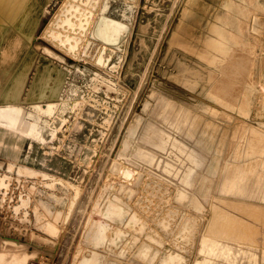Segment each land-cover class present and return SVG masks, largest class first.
<instances>
[{
  "label": "rangeland",
  "instance_id": "obj_1",
  "mask_svg": "<svg viewBox=\"0 0 264 264\" xmlns=\"http://www.w3.org/2000/svg\"><path fill=\"white\" fill-rule=\"evenodd\" d=\"M61 1L45 3L29 55L36 62L42 59L52 75L62 72L59 95L69 102L53 117H42L55 125L53 133L34 137L0 126V252L5 244L18 245L0 258V264H14L24 257L25 264H82L89 257L96 264H164L172 254L179 258L170 264H261L262 235L243 247L247 251L243 255L235 242L216 241L213 248L228 249L222 256L203 244L202 235L211 203L222 206L220 200H226L264 210V166L249 151L264 145V0H232L234 14L226 12L224 0H202L201 9L209 13L202 11L194 31L201 38L196 42L214 36L208 30L212 23H225L230 59L240 61V69L228 68L230 59L209 64L180 47H167L184 0H99L92 7L95 17L101 13L129 24L114 42L88 32L83 35L88 22H80L82 14L69 17L73 26L65 21L71 27L56 23L57 30L47 35ZM83 1L91 5L88 0L78 3L84 5ZM79 35L83 40L78 44ZM183 64L191 67L185 72L190 74L188 82L176 76ZM226 73L233 75L235 84L241 83L238 91L212 94V85ZM165 96L173 97L171 108L165 106ZM35 101L36 97L27 98L23 106L34 112ZM179 120L185 122L179 129L170 125ZM135 122L134 133L127 135ZM159 130L172 137L161 147L155 144ZM126 136L129 144L123 147ZM177 146L193 152L199 164L185 159ZM137 149L153 154L152 162L137 156ZM190 167L191 179L182 182V171ZM232 183L242 193L222 190ZM178 190L186 197L177 198ZM114 201L124 209H110ZM101 225H106L105 238H89Z\"/></svg>",
  "mask_w": 264,
  "mask_h": 264
},
{
  "label": "bare ground",
  "instance_id": "obj_2",
  "mask_svg": "<svg viewBox=\"0 0 264 264\" xmlns=\"http://www.w3.org/2000/svg\"><path fill=\"white\" fill-rule=\"evenodd\" d=\"M47 1L48 0H0V117L2 118L4 114L7 115L6 116L7 117L6 122L9 121V122H12L14 124L19 123V125H21V127H22L23 132H25L26 134L33 135L34 137L35 136L36 137L41 136L44 131H49V132L53 133L55 130V125L51 124V122H49L48 119H45L42 117L43 116H50V115H52V117H53V114L56 111H63L65 106L69 102L66 99L61 98L59 95L60 89L62 87L61 86V81H62L61 74H62V72L60 70H57V74L52 75V68H50V69L47 68V66L45 65V63L43 62L42 59L38 58L37 62H36V57L34 58L32 55H29L30 42H31V39H32L33 34L35 32V28L37 26L40 14L42 13L43 8L46 6L45 3ZM242 1H245V0H242ZM61 2L62 3H61L60 8L59 9L57 8L59 10V13L57 14V16L55 18L50 20L48 25H47L48 26L47 27L48 32H46L47 35H49V34L51 35L52 32L55 31L56 23L57 24L60 22L64 23L65 21H67V22H70V24H71V20L69 17L74 16V15H77V17H78L79 14H82L84 17L81 18L82 20L78 19L77 21L80 20V22H83V20H84V21L88 22L87 26H86V24H83L86 26V28H84V29L81 27L83 25L80 24L79 22H77L78 24L81 25L79 27V29L80 28L83 29V30L80 29L82 31V32L81 31L80 32L83 33V35H85L86 32H88L92 36L98 37L99 39H101L104 42L116 41L120 32L126 28V25H129V24L125 25V23H122L120 21L109 18L105 15H102L101 13L98 16V18L95 17L96 15H95L94 9L92 7H94L99 2V0H88L87 2H89L91 4L89 7L87 5L85 6L84 3L86 1L85 2L83 1L84 5L78 3V2H80V0L79 1L78 0H63ZM231 2H232V0H224L221 3H223V5L228 7L226 9V12H228L229 14H234V9L231 8ZM173 3H174V1H173ZM219 3H218V5L220 6ZM99 5H100V3H99ZM204 5H205V2H203L202 0L201 1L200 0H184L180 12H178L179 16H178V18H177V20H176V22L172 28L170 36L168 37V46L167 47H169V48L174 47V46L180 47V48L185 50V51L184 50H182V51L192 52L196 56H198L199 58L206 60L209 64L210 63L216 64L223 59H226L228 61L231 58V56H233V55H232V52L230 49V41L224 32V29H225L224 24L225 23L224 24H221V23L213 24L212 23V25L208 26V30H209V33H210V31L212 33H214V36L209 37V35H208L209 38L206 37V38H203L202 40H200L199 43L196 42V38H201V35L197 36L195 34L197 32L194 33V31H195V28L198 27L197 24L201 21V18L203 15V13H202L203 9H201V8L204 7ZM172 6H173V4H172ZM195 6H196V8H194ZM198 7H200V9ZM97 9H98V7H97ZM171 13H172L171 11H170V13H168L166 21H164L165 23L162 26V30L166 29L167 21L169 20ZM205 13H206V11H205ZM208 13H206V14H208ZM235 14L237 15V12ZM77 17H75V18H77ZM73 19H74V17H73ZM75 21L76 20H74L73 22H75ZM67 22H65V23H67ZM83 23H86V22H83ZM70 24L68 25V23H67L68 26H70ZM71 26H73V23L71 24ZM206 28H207V26H206ZM75 29H77V31H79L78 26ZM65 30H66V28H65ZM65 30H64V32H65ZM58 31H60V29ZM80 32H78V33L80 34ZM55 33H58V32H55ZM68 33H70L69 30H68ZM202 33H203V31H202ZM159 36H160V34H159ZM57 37H58V35H57ZM64 37L67 38V36H65V35H64ZM82 37L83 36H80V35L76 37L78 44L81 43ZM62 38H63V36H62ZM71 39H73V38L71 37ZM194 39H195V41H194ZM61 40H64V39H61ZM262 40H263V38H262ZM65 43H66V41H65ZM198 44H199V46H198ZM67 45H68V48H70L72 44L70 45V47H69V44H67ZM73 48H74V46H73ZM151 54H152V52H151ZM175 59H177V58H175ZM180 61H181V59H180ZM175 63H177V62H175ZM186 65H189V64L187 63ZM186 65L183 64V67L181 69H179V71L176 73V76H179L185 82H188V80H189L188 75H190L188 73H191V72H188L187 73L188 75H186L185 72L188 71L191 67L187 68ZM179 66H181V63ZM226 66H228V68H231L232 66L233 67L236 66V69H237V67H239V69H240V67H243V64L240 63V61H238V60L233 62V60L230 59ZM32 67H35L34 68L35 71L33 73L34 75H33V77L30 75L31 78H29L28 74H29V71ZM199 68H201V67H199ZM206 69H207V67H206ZM236 73H238V74H236V76H238L239 72H236ZM42 74H44L43 79L41 78ZM196 74H199V73H196ZM193 76L195 78V73ZM232 76L229 75V73L224 74L221 77V79L218 81V83H216V85H212V89H211L212 94H218L219 92L229 94L232 91V89H235L236 91H238L239 87L241 86V83L235 84L233 81L234 77H232ZM263 76H264V74H263ZM41 80L43 81V83H42V85L39 86L38 83ZM199 80L201 81V79H199ZM181 82H182V80H181ZM196 82H199V81H196ZM196 82H195V84H196ZM192 83H194V82H192ZM195 87H196V85H194V88ZM135 88L136 87H134V89ZM137 88H138V84H137ZM187 88H188V86H187ZM190 88H191V86H190ZM23 91L25 92L24 96L22 95V98L24 97L23 100H25L27 98H32V97L37 98V102L35 101V103L33 105V107L35 108L34 112H31V111L26 112L25 108L23 109L21 107L22 104L21 105L19 104L20 101H18V100H19L21 93ZM175 91H177V90H175ZM158 92H160V91H158ZM171 93H173V92H171ZM174 97H176V96H174ZM162 98L166 99L165 100V106L168 108H171L172 101L174 100V99H172L173 97L171 98V100H169V98L167 96L162 97ZM11 101H14V103H11ZM1 102H6L4 104H7V105L3 106L4 104L2 105ZM181 105L183 106V104H181ZM128 106H130V105H128ZM7 110H9L10 113ZM5 111L8 112L9 114L5 113ZM176 111H178V110H176ZM183 111L184 110H182V112ZM1 114H3V115H1ZM16 114L19 116V118H18L19 120H16L18 116L15 119ZM55 115H56V113H55ZM10 117H12V118L10 119ZM21 117H22V119H20ZM60 118H61V121L64 120V118L62 116ZM53 120H54V118H53ZM0 123H1V121H0ZM184 123H185L184 121L179 120L178 122L172 123L170 125L173 128L179 129L180 127H182L184 125ZM136 124H137V122H135L134 125H132L128 128L127 135H132L134 133V131L136 129ZM243 129H245V128H243ZM261 131H262V129H261ZM256 134H258V133H256ZM156 135L157 136H156L155 144H156V146H159V147H161L169 139L172 138L169 136V133H167L163 130H159V132L157 131ZM203 138H204V136H203ZM173 140H175V138H173ZM174 142H171V145L173 147H176V143H174ZM128 144H129V139L126 136V138H124L122 141V146L127 147ZM176 149L179 151V153L184 155L185 159L188 158L191 161L199 164L200 159L193 152H187L184 147H180V146H177ZM249 151L252 154H254L255 158H258L260 163L264 166V145L251 147ZM136 154H137V156L141 157L143 160H145L147 162H152V160L154 159L153 154L146 152V151H142V150L137 149ZM242 155H243V153H242ZM131 157H132V155H131ZM240 163H241V161H240ZM121 164H123V163H121ZM123 166H125V164ZM123 175L128 176V172H126V170H124ZM191 177H192V169L190 167V168H186L185 170L182 171L180 180L182 182H189ZM61 181H62V179H61ZM222 190L224 192L237 191L238 193H242L241 187L239 185H236L235 183H232L231 185L224 187ZM263 190H264V188H263ZM176 197L177 198H184V197H186V194L184 191L178 190ZM261 199L264 200V192H262ZM220 201L222 203V206L216 205L215 203L210 204V213H209V217H208V225L206 228L204 227L205 229H204V232L202 235V241L204 242L203 244L207 245L208 248H211V247L213 248V247H215L214 244L216 241H219V240L233 241L240 247L238 252L242 253V255H243L244 253H247V251L245 249H243V247L245 245L251 246L252 243H254L256 241L257 236L262 235V239H261V253L262 254L261 255H262V258L264 259V210L260 206L255 205V204L230 203V202H227L226 200H220ZM118 206L122 210L124 209L120 203L115 202V201L112 202L111 206L108 205V207L110 209H113L115 211H117ZM71 207H72V205H71ZM229 208L236 210L237 213L235 212L236 213L235 214V213L230 212ZM66 210H67V208H66ZM119 212L122 213V211H119ZM106 213L112 214L113 211L106 209ZM133 219L135 220L136 218H133ZM45 226L51 231L54 230V227L51 223H46ZM98 227H99L98 229L97 228L93 229L94 231L89 237L92 240L105 238L104 230L106 228V225H101ZM62 228H64V227H62ZM1 233H2V231H1ZM113 236L115 237L116 235L113 234ZM54 239H56V238H54ZM42 240H44V236H43ZM42 240H40V241H42ZM47 242H48V240H47ZM16 246H18V245L17 244L15 245L12 243L5 244V246L3 247V249L0 252V258L1 257L3 258L6 252L10 253L11 249L13 247H16ZM212 248L210 249L211 252H213V253L216 252V255H217V253L220 256L228 254V249H226V248H222L219 250H216L215 248L212 249ZM200 250H199V253H200ZM210 250H209V252H210ZM143 253H146V250ZM251 254L255 255V252L253 253V251H251ZM174 257H175V260L179 258V256L177 254H172L167 259L164 260V264H170V262H172L174 260ZM252 257H254V256H252ZM25 259H26V257L18 260L14 264H17V263L23 264ZM248 259H250V258H248ZM1 261H2V259H1ZM81 263L82 264H96V260L92 257L83 258ZM24 264H25V262H24ZM194 264H207V262L206 261H202L199 263L195 262ZM261 264H264V261H261Z\"/></svg>",
  "mask_w": 264,
  "mask_h": 264
},
{
  "label": "crops",
  "instance_id": "obj_3",
  "mask_svg": "<svg viewBox=\"0 0 264 264\" xmlns=\"http://www.w3.org/2000/svg\"><path fill=\"white\" fill-rule=\"evenodd\" d=\"M24 91L21 93V96H20V98H19V100L18 101H20L19 102V104L21 105V107L24 109L25 107L23 106V98H22V95L24 96ZM16 102V101H15ZM23 102V103H22ZM4 103H6V102H1V104L3 105ZM11 103H14V101H11ZM5 105H7V104H4L3 106H5ZM9 113H10V111L9 110H7ZM25 111L26 112H28V110H26V108H25ZM8 112H6L5 111V113H7V114H9ZM12 113V112H11ZM1 115H3V114H1ZM7 115H3V117L1 118L0 117V121H1V123H0V126L2 127V128H4L5 130H13V131H15V132H20V134H25V135H30V134H26L25 132H23L22 131V127H21V125H19V123H12V122H6V117ZM18 115L16 114L15 115V119H16V117H17ZM12 117H10V119H11ZM19 118V116L17 117V119L16 120H19L18 119ZM20 119H22V117L20 118ZM22 131V132H21Z\"/></svg>",
  "mask_w": 264,
  "mask_h": 264
}]
</instances>
